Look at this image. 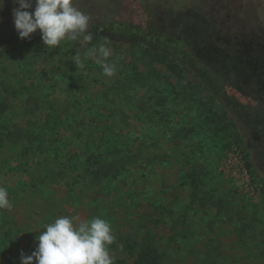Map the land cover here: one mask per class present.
<instances>
[{
    "label": "rangeland",
    "instance_id": "obj_1",
    "mask_svg": "<svg viewBox=\"0 0 264 264\" xmlns=\"http://www.w3.org/2000/svg\"><path fill=\"white\" fill-rule=\"evenodd\" d=\"M75 6L90 17L91 44L49 49L40 30L0 42V187L11 202L0 210V264H21L61 216L107 220L114 264H136L143 250L142 264H264V126L250 107L264 98L250 70L264 63L251 39L264 43V0ZM15 7L0 8V38L15 30ZM129 24L181 40L187 64L124 36ZM100 44L117 67L110 78L94 60H72Z\"/></svg>",
    "mask_w": 264,
    "mask_h": 264
},
{
    "label": "clouds",
    "instance_id": "obj_2",
    "mask_svg": "<svg viewBox=\"0 0 264 264\" xmlns=\"http://www.w3.org/2000/svg\"><path fill=\"white\" fill-rule=\"evenodd\" d=\"M34 12L27 9L33 7ZM13 23L19 38H30L37 30L43 44L49 49L62 42L82 38L85 45L91 44L93 35L89 29V15L75 6V0H14ZM4 0H0L3 8ZM111 50L104 44L92 46L82 59L73 56L78 69L85 67L86 60H94L102 68V74L112 77L117 72L114 62H109ZM11 202L5 187H0V210L10 209ZM76 217L61 216L46 224L37 237V245L31 255L21 252V264H114L108 246L114 242L110 223L99 217L90 221L76 222Z\"/></svg>",
    "mask_w": 264,
    "mask_h": 264
},
{
    "label": "trees",
    "instance_id": "obj_3",
    "mask_svg": "<svg viewBox=\"0 0 264 264\" xmlns=\"http://www.w3.org/2000/svg\"><path fill=\"white\" fill-rule=\"evenodd\" d=\"M7 31L8 32L4 33L2 38H0V42H5V41L12 39L14 37H19L16 30H7ZM39 33H34V34H39ZM122 33L124 36H127V37H137L138 39L149 43L153 48L161 50L162 57H167V56L168 57H175V58H177L178 62L181 63L182 65L187 64L186 58L184 57V53H183L184 44L181 40H175V39H171L169 37H166L164 35H160L158 30L151 28V27H144V26L139 25V24H135V25L129 24V25L125 26V28L122 30ZM251 39L253 41V44H252L253 49L261 50V51L264 50V43H263L262 39H257L254 36L253 37L251 36ZM223 55H224V53H223ZM261 60H262L261 58L258 60H251L252 66H250V70L253 73L252 77L255 74H258L259 75L258 78H260V80H262V82H264V63L261 64L260 63ZM205 72H207V71H205ZM245 72L246 71L244 70L242 73H245ZM229 73H231V72H229ZM253 78H255V76ZM262 85H263V83H260L259 86L257 87V90H261V92L263 93V91H264L263 87L264 86L261 87ZM218 93H219V91H218ZM255 96H258V95L255 94ZM263 99L264 98H258V101H255L256 104H254V106H250L251 105L250 103H245V104H243L244 105L243 107H245V106L252 107L255 110L256 114L258 115L259 123L264 126V100ZM87 163H88V161H87ZM246 166H247V168H249L251 166L250 162L246 161ZM84 172H85V174H88L90 172L89 168L88 169L85 168ZM142 255L144 257H147V256H152V253L150 250H146V251L143 250ZM144 257L140 256V258H139V260H137L136 264H142V260ZM154 261H155V258H154L153 262H151L150 264H155Z\"/></svg>",
    "mask_w": 264,
    "mask_h": 264
},
{
    "label": "built area",
    "instance_id": "obj_4",
    "mask_svg": "<svg viewBox=\"0 0 264 264\" xmlns=\"http://www.w3.org/2000/svg\"><path fill=\"white\" fill-rule=\"evenodd\" d=\"M240 172L242 173L243 176H245L249 182L247 186V193L249 195H256L258 193V186L257 182L253 180V178L250 175L249 168H247L246 163L241 161L240 165Z\"/></svg>",
    "mask_w": 264,
    "mask_h": 264
},
{
    "label": "flooded vegetation",
    "instance_id": "obj_5",
    "mask_svg": "<svg viewBox=\"0 0 264 264\" xmlns=\"http://www.w3.org/2000/svg\"><path fill=\"white\" fill-rule=\"evenodd\" d=\"M189 7H192V4L190 3L188 5ZM171 12L173 15H180V12L177 10V4H173L172 7H171ZM198 14V13H197ZM199 15V14H198Z\"/></svg>",
    "mask_w": 264,
    "mask_h": 264
},
{
    "label": "crops",
    "instance_id": "obj_6",
    "mask_svg": "<svg viewBox=\"0 0 264 264\" xmlns=\"http://www.w3.org/2000/svg\"><path fill=\"white\" fill-rule=\"evenodd\" d=\"M10 126L11 127H15V128H18L19 127V125H17V124H11V122H10Z\"/></svg>",
    "mask_w": 264,
    "mask_h": 264
}]
</instances>
